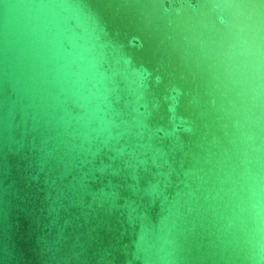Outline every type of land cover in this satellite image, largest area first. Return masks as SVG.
Listing matches in <instances>:
<instances>
[{
	"label": "water",
	"instance_id": "1",
	"mask_svg": "<svg viewBox=\"0 0 264 264\" xmlns=\"http://www.w3.org/2000/svg\"><path fill=\"white\" fill-rule=\"evenodd\" d=\"M0 264H264V0H0Z\"/></svg>",
	"mask_w": 264,
	"mask_h": 264
}]
</instances>
